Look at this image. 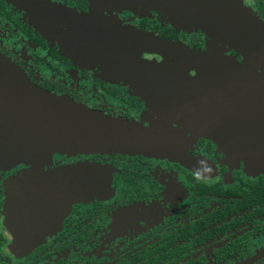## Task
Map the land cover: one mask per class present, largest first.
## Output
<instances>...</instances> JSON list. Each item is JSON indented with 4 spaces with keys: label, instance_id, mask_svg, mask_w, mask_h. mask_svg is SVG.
Wrapping results in <instances>:
<instances>
[{
    "label": "flooded vegetation",
    "instance_id": "af4514ba",
    "mask_svg": "<svg viewBox=\"0 0 264 264\" xmlns=\"http://www.w3.org/2000/svg\"><path fill=\"white\" fill-rule=\"evenodd\" d=\"M242 1L264 21V0ZM139 8L0 0V53L32 83L114 118L160 125L172 150L188 160L20 147L25 154L0 165V264H264V53L250 62L229 42L157 5ZM108 24L205 57L168 69L159 52L105 37L113 30ZM198 64L200 88H190ZM198 103L199 113L187 114ZM200 161L213 171L198 181ZM72 164L100 171L104 198H76L64 211L53 212V205L39 224L11 237L3 226L8 196L13 203L24 197L34 211L43 207L20 187L27 173Z\"/></svg>",
    "mask_w": 264,
    "mask_h": 264
},
{
    "label": "water",
    "instance_id": "95a60500",
    "mask_svg": "<svg viewBox=\"0 0 264 264\" xmlns=\"http://www.w3.org/2000/svg\"><path fill=\"white\" fill-rule=\"evenodd\" d=\"M97 3L105 8L134 12H137L136 6L140 7L139 11H145L157 5L170 16L224 39L247 58L253 54L258 58L264 53V21L242 0H97ZM91 17L85 15L84 22H88ZM115 27L106 25V28L113 30L105 37L114 41L117 37V41L135 51L148 49L159 52L166 59V63L160 66L168 69L173 67L172 62L184 65L190 57L191 62L197 59L200 62L205 57L193 49H181L180 45L155 35L128 29L115 31ZM202 66H192L197 69L198 82L201 81L199 71ZM199 106V103L193 105V110L187 114L197 115ZM158 131L163 135L158 134ZM165 133L168 134L160 125L144 127L140 123L105 115L81 106L66 96L43 90L0 53V165L11 163L12 158L20 153L25 154V151H19L20 147L43 146V154L70 149L172 155L171 141Z\"/></svg>",
    "mask_w": 264,
    "mask_h": 264
},
{
    "label": "rangeland",
    "instance_id": "374dc122",
    "mask_svg": "<svg viewBox=\"0 0 264 264\" xmlns=\"http://www.w3.org/2000/svg\"><path fill=\"white\" fill-rule=\"evenodd\" d=\"M253 55L249 57L250 62L252 61ZM188 84H192L190 88H200V82L197 79H194L192 83ZM195 93L196 90L193 89L192 95H195ZM157 116V120L159 121L169 119V117H165L164 115ZM196 126L197 128L200 127L199 124H196ZM173 155L183 162H188L187 157L179 150H174ZM90 166L88 164H72L63 167L56 166L47 170H44L42 166H39L36 170L33 166L30 174L28 172L25 177L28 180L21 182L20 187L21 189L26 187V191L29 193L28 195L37 196L42 201L43 207L34 211L29 208L24 197L16 196L17 202L13 203L10 202L8 196L4 207L3 226L7 229L11 237L17 240L23 228H29L32 225L39 224L51 212L53 205L56 206L52 210L53 212L57 210L61 211V209L64 211L74 201L73 199L76 198H104L103 196L106 194L105 186L98 180L99 177L96 175L98 171H91ZM102 181H106V178L103 177Z\"/></svg>",
    "mask_w": 264,
    "mask_h": 264
},
{
    "label": "clouds",
    "instance_id": "9594fccd",
    "mask_svg": "<svg viewBox=\"0 0 264 264\" xmlns=\"http://www.w3.org/2000/svg\"><path fill=\"white\" fill-rule=\"evenodd\" d=\"M201 165H204V167L202 169H197L195 172H194V176H195V179L196 180H203V179H206V177L204 176V173H208V174H211L213 169L211 167V165H207L205 161H200L199 162Z\"/></svg>",
    "mask_w": 264,
    "mask_h": 264
}]
</instances>
